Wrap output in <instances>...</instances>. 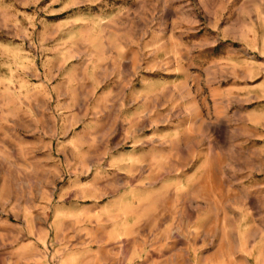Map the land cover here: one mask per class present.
<instances>
[{
    "label": "rangeland",
    "instance_id": "rangeland-1",
    "mask_svg": "<svg viewBox=\"0 0 264 264\" xmlns=\"http://www.w3.org/2000/svg\"><path fill=\"white\" fill-rule=\"evenodd\" d=\"M158 244L264 253V0H0V264Z\"/></svg>",
    "mask_w": 264,
    "mask_h": 264
},
{
    "label": "crops",
    "instance_id": "crops-1",
    "mask_svg": "<svg viewBox=\"0 0 264 264\" xmlns=\"http://www.w3.org/2000/svg\"><path fill=\"white\" fill-rule=\"evenodd\" d=\"M158 254L155 257V264H175V254L173 248L165 244H158ZM101 255L103 257H101ZM118 259L113 256L112 248H105L102 250H91L83 258H78L77 255H68L61 260L60 264H115ZM121 262V261H120ZM140 264H153L149 260H145ZM255 264H264V253L255 260Z\"/></svg>",
    "mask_w": 264,
    "mask_h": 264
}]
</instances>
